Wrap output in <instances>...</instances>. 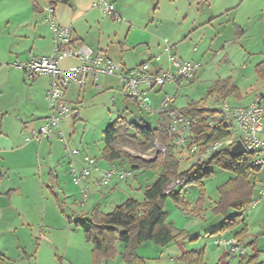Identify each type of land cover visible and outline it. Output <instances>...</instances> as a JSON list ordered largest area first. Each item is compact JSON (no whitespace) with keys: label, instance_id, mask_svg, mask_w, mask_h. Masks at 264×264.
<instances>
[{"label":"rangeland","instance_id":"obj_1","mask_svg":"<svg viewBox=\"0 0 264 264\" xmlns=\"http://www.w3.org/2000/svg\"><path fill=\"white\" fill-rule=\"evenodd\" d=\"M124 1L116 0V3L125 6L132 15L135 28L133 27L129 32L130 25L126 17L123 16V21H116L107 16L103 10L96 9L95 16L101 27L94 28L91 33L93 40L100 38L102 49L105 50L108 47V54L118 60L124 59L127 66L144 59L142 57L144 52H149L150 61L160 55L162 61L156 64L165 65L164 69L171 68L169 57L173 55L183 61L193 63L196 66L193 77L183 79L184 84L180 82L182 85H174L173 94H170L176 97L177 107L184 108L190 102L196 101L206 108H215V100L220 94L216 92L209 94V91L215 87L218 80L228 77L233 79L241 92L240 99L230 95L231 105L244 106L249 104L256 94L264 95V77L256 69L257 65L264 61V38L257 36L258 31L255 32L254 29L245 38L236 39L234 38L236 29L230 26L227 16L214 25L206 22L201 26L202 20L197 15V11L203 12L206 17L209 15L206 21L212 15L208 12L210 10L207 9L206 2L197 5L193 2L196 0H155L154 4L139 0ZM214 1L215 4L211 7L214 13L217 8L230 7L228 0ZM155 8L159 12L157 14L159 17L153 22ZM1 11L2 8H0V38L11 31V28H5L6 22ZM188 33H191L190 36H186ZM170 35L173 36V40L169 38ZM176 36L178 37L175 39ZM170 46H173L172 52L165 50V47ZM1 49H7V44L2 39H0ZM2 59H0L2 61V66L0 64V107L7 105L11 98L24 97L27 85L22 82L23 71L14 65L15 62L4 57ZM154 63V61L150 62L152 66ZM100 83L103 84V81ZM107 86L104 84V89L93 87L85 94L81 103L70 104L73 109L70 115H73L69 117H74V114L78 117L75 125L76 137L62 127L63 123L61 124L65 138L70 139L69 149H72L82 138L91 146L98 144V141L102 143L104 129L118 117L137 125L143 122L148 123L149 126L157 125L158 115H150L136 104L129 103L120 92L117 82H114L111 88ZM4 128L1 124L0 129ZM129 132L133 133L134 130L129 129ZM63 144V141L60 142V147ZM125 148L134 151V153H129L131 159L122 161L121 170L128 173L126 178L113 180L112 183L99 187L104 195L102 198L101 195L97 198L95 206L102 200V209L106 213L113 211L118 205L131 198L143 201L145 189L155 181L160 170L155 167L134 168L132 165V160L137 159V156L161 154L159 142H156L144 154L135 147L125 146ZM94 154L97 155L96 152ZM182 158L183 169L189 168L196 160L195 157L185 155ZM206 168L212 171V176L203 180L204 192L197 184L180 183L175 186V192L181 194L184 204H178L171 196L163 200L164 210L168 215L167 222L173 226L175 239L164 247L153 241L139 245L137 254L144 258L145 264H185L181 260L182 255L193 250L204 251L202 264H218L220 261L239 264L242 257L253 255H256L258 264H264V196L256 205L246 210L242 223L231 231V234H234L243 227L247 228L246 233L238 240L239 245L246 247L247 253L244 255L234 253L227 256V251L214 243L216 239L227 233L221 234L215 231L220 228L226 218H233L236 211L231 209L225 218L222 215H216L213 210L219 201L220 186L234 178L235 173L222 169L218 165H209ZM248 179L254 187L252 199L258 198L260 196L258 183L254 181L253 173ZM75 187L78 189L77 186ZM75 194L77 196L76 192ZM80 196H78L79 199H81ZM200 199L203 200V207L197 211ZM80 202L81 200L77 201V203ZM66 203H62V207L73 215L71 205ZM185 204L188 206L185 207ZM90 205L87 203L84 208H89ZM43 250L45 252L47 250L48 254L47 246ZM124 253L125 244L118 241L115 244V254L103 260L102 264H135L128 261ZM179 255L181 257L177 258ZM57 264H60L59 260Z\"/></svg>","mask_w":264,"mask_h":264},{"label":"crops","instance_id":"obj_2","mask_svg":"<svg viewBox=\"0 0 264 264\" xmlns=\"http://www.w3.org/2000/svg\"><path fill=\"white\" fill-rule=\"evenodd\" d=\"M50 1L37 0V7H35L31 0H0L1 14L4 15L6 22L5 28H11L8 34L0 38L7 44V49L0 50L1 60L4 57L14 62L25 61L48 56L53 52L52 29L45 19L44 11ZM112 1L116 3V0ZM139 1L153 4L155 2V0ZM228 1H230V7L217 8L215 13L211 9L215 4L214 0L193 1L197 5L206 2L207 9L210 10L208 12L212 13L210 19L206 21L209 15L206 17L203 12L197 11V15L202 20L200 25L202 26L206 22L209 25H214L227 16L230 26L236 29L234 38L241 40L254 29L255 32H259H256L257 36L264 38V0ZM95 2L96 0H71L70 4H58L55 7V21L59 25L71 28L76 46L85 45L96 54H103L126 64L124 59H122L123 61L118 60L109 55L108 47L105 50L102 49L100 38L93 40L91 33L94 28L101 27L95 16L96 9L101 8L95 6ZM116 9L127 18L126 21L130 25L128 31L130 32L135 26L134 18L125 6L116 3ZM27 13L30 14L27 15ZM158 13L155 8L153 22L159 17ZM190 34L188 33L186 36H190ZM172 35L174 34L172 33ZM172 35L169 38L173 40ZM165 50L172 52L173 46L165 47ZM142 57L144 59L140 62L131 63L130 66L126 64V66L135 67L141 63L149 62L151 59L149 52H144ZM161 58L158 55L152 60L155 62L152 66L154 71L164 70L165 65L156 64L162 61ZM0 62L2 66V61ZM72 64H79V61L67 58L62 62L63 67ZM22 80L25 85L27 83L24 97L11 98L7 105L0 107V126L2 124L5 127L0 129V261H2L0 264H57L58 260L60 264H92L93 244L87 240L83 229L76 222L79 219L95 218L101 212L106 213L102 209V200L95 206L97 198L100 195L102 198L104 195L99 190L98 182L112 165L116 167L119 165L118 168L122 169L124 160L109 162L102 157L103 138L102 143L98 141V144L93 146L82 138L73 147L80 150V154L74 157L69 154L64 144L61 145L62 148L60 147L62 141L57 134L39 141L27 142L25 135L40 127L50 114L47 100L50 79L47 75L32 79L23 71ZM100 81H103V84ZM114 82L118 83L120 90L119 82L114 77L100 76L97 79L91 77L83 88L69 86L65 99L69 105L81 103L85 94L93 87L104 89L105 84L111 88ZM182 84L168 83L149 91L152 104L157 106L165 94H173L174 85ZM82 91L83 94H81ZM227 96L231 97L232 95L228 94ZM127 101L136 104L133 101ZM176 101L175 97L173 108L182 109L176 106ZM210 109L213 108L210 107ZM70 117L65 118L61 124L63 123L62 127L76 137L75 125L78 117L77 114ZM156 118L157 125L151 127H157L167 120L166 115H158ZM124 150L127 152L128 148H124ZM95 152L97 155L94 154ZM84 154L97 159V168L92 170L91 176L85 184H76L70 173V163L74 162L79 168H82ZM127 154L129 155L128 152ZM132 165L134 166V164ZM159 172L160 170L158 175ZM86 184L90 188V194L88 199L83 202L82 188ZM78 200L81 202L77 203ZM62 203L71 205L73 215L62 207ZM87 203L91 204L90 207L84 208ZM226 233L225 236H235L230 231ZM45 246L49 248L48 254L47 250L46 252L43 250Z\"/></svg>","mask_w":264,"mask_h":264},{"label":"built area","instance_id":"obj_3","mask_svg":"<svg viewBox=\"0 0 264 264\" xmlns=\"http://www.w3.org/2000/svg\"><path fill=\"white\" fill-rule=\"evenodd\" d=\"M95 6L101 8L111 19L123 21L124 17L117 11L112 0H96ZM45 19L50 24L53 34V52L48 56H41L25 61L15 62L14 65L22 69L29 78L47 75L50 85L47 91V100L50 114L43 124L25 135L27 142L39 141L57 134L64 142L69 154L74 157L80 154L77 148L69 149V139L65 138L61 129V122L71 114L72 109L65 96L69 86L83 88L91 77H114L119 82L120 91L125 97L132 98L140 108L150 115H166L168 123V146L188 157H195L196 161L205 162L221 151H231L240 142L245 153L251 154L250 174L258 183L259 197L253 198L250 207L256 205L264 196V95L256 94L248 105L233 106L229 96L219 95L213 112L206 120L208 138L214 132L226 129L229 134L213 142H207L199 129V119L173 108L175 96L165 94L159 104L154 106L149 91L162 87L168 83H182L183 79L193 77L196 66L183 61L176 56L169 57L171 68L154 71L150 62L141 63L135 67H127L123 62L103 54H96L85 45L76 46L69 26L59 25L55 21V7L48 4L45 9ZM67 58H74L79 64L62 66ZM162 154H166L167 146L159 143ZM128 153H134L127 150ZM145 159L154 156L142 155ZM84 166L79 168L74 162L70 163V173L76 184L86 182L92 170L97 168V159L84 154ZM127 172L112 165L105 171L99 180V185L105 186L113 180H124ZM173 183L166 191L171 190ZM90 194L86 184L82 188L83 202ZM215 244L223 247L228 253L244 255L246 247L239 245L235 236H222L215 240Z\"/></svg>","mask_w":264,"mask_h":264},{"label":"trees","instance_id":"obj_4","mask_svg":"<svg viewBox=\"0 0 264 264\" xmlns=\"http://www.w3.org/2000/svg\"><path fill=\"white\" fill-rule=\"evenodd\" d=\"M37 7V0H31ZM71 0H51L49 4L56 7L58 4H70ZM258 73L264 77V61L257 65ZM218 92L221 95H232L237 99L241 98L240 88L231 78L220 79L215 87L209 91V94ZM126 100L135 102L132 98L125 97ZM181 112L197 117L199 119L203 137L207 142H213L216 139L224 138L229 134L226 129L214 132L208 138L206 134V120L214 110L204 107L200 102L192 101L186 107L180 109ZM129 129L134 132L130 133ZM104 148L102 157L114 162L117 160L130 159V156L124 150L125 146L139 149L144 154L150 150L156 142L167 146L166 154H159L152 162H146L139 159L132 160L134 168L155 167L160 172L157 179L150 184L144 193V200L128 199L121 205H118L113 211L108 213H99L95 218H84L77 220L88 241L93 244L92 264H102L103 260L110 258L115 254V244L120 241L125 244V258L135 264H145L144 258L137 254L139 245L153 241L159 246H167L175 239L173 226L167 222V212L164 210L163 200L167 196L173 197L178 204H184L180 193L175 192V186L180 183L185 185L197 184L204 192L203 180L212 176V171L207 170L209 165H218L222 169L235 173V177L224 183L219 188V201L214 208L216 215L227 217L229 211L234 209L235 216L223 222L215 232L221 234L232 231L237 228L243 220L246 210L250 209L253 184L249 181L251 154L244 153L234 155L231 151H221L215 154L209 160L194 161L187 169L182 168V152L172 150L168 143L167 120L163 121L157 127H151L143 122L141 125L130 123L122 117H118L104 130ZM177 184L169 191H166L173 183ZM204 196V194H203ZM185 207L188 205L185 204ZM203 207V200L200 199L197 211ZM247 231L243 227L240 231L234 233L239 240ZM227 256L232 254L228 253ZM203 250H193L182 255L181 260L185 264H202ZM256 255L242 257L239 264H258ZM2 261H0L1 263ZM218 264H229L222 263Z\"/></svg>","mask_w":264,"mask_h":264},{"label":"water","instance_id":"obj_5","mask_svg":"<svg viewBox=\"0 0 264 264\" xmlns=\"http://www.w3.org/2000/svg\"><path fill=\"white\" fill-rule=\"evenodd\" d=\"M231 153L234 154V155H236V156H238V155L244 154V153H245V149H244V147L242 146V144H241L240 142H238V143L233 147V149L231 150ZM157 156H158V155L156 154V155L154 156V158H152V159H150V160L145 159V158L142 157V156H137V159H139V160H143V161H146V162H152L153 160L156 159Z\"/></svg>","mask_w":264,"mask_h":264}]
</instances>
